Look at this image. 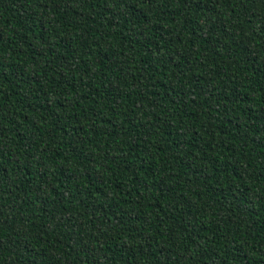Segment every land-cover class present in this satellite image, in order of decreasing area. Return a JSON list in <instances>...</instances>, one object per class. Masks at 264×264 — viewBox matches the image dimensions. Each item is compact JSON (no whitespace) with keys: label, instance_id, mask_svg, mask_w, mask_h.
I'll return each mask as SVG.
<instances>
[{"label":"trees","instance_id":"obj_1","mask_svg":"<svg viewBox=\"0 0 264 264\" xmlns=\"http://www.w3.org/2000/svg\"><path fill=\"white\" fill-rule=\"evenodd\" d=\"M0 264H264V0H0Z\"/></svg>","mask_w":264,"mask_h":264}]
</instances>
